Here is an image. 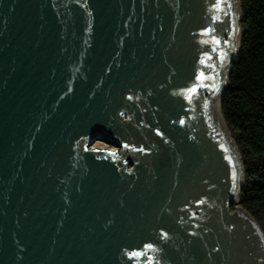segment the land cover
<instances>
[{"label": "water", "instance_id": "1", "mask_svg": "<svg viewBox=\"0 0 264 264\" xmlns=\"http://www.w3.org/2000/svg\"><path fill=\"white\" fill-rule=\"evenodd\" d=\"M242 14L0 0V264H264L220 108Z\"/></svg>", "mask_w": 264, "mask_h": 264}, {"label": "trees", "instance_id": "2", "mask_svg": "<svg viewBox=\"0 0 264 264\" xmlns=\"http://www.w3.org/2000/svg\"><path fill=\"white\" fill-rule=\"evenodd\" d=\"M240 53L221 111L246 172L239 205L264 230V0H241Z\"/></svg>", "mask_w": 264, "mask_h": 264}, {"label": "rangeland", "instance_id": "3", "mask_svg": "<svg viewBox=\"0 0 264 264\" xmlns=\"http://www.w3.org/2000/svg\"><path fill=\"white\" fill-rule=\"evenodd\" d=\"M94 148H97V149H111V150H115L116 149V147H112V146L108 145L105 142H97L94 145Z\"/></svg>", "mask_w": 264, "mask_h": 264}, {"label": "bare ground", "instance_id": "4", "mask_svg": "<svg viewBox=\"0 0 264 264\" xmlns=\"http://www.w3.org/2000/svg\"><path fill=\"white\" fill-rule=\"evenodd\" d=\"M220 108H221V106H220ZM221 113H222V111H221ZM222 116H223V114H222ZM224 118V117H223ZM224 121H225V119H224ZM226 123V122H225ZM227 125V124H226ZM228 128V127H227ZM228 130H229V128H228ZM229 132H230V130H229Z\"/></svg>", "mask_w": 264, "mask_h": 264}]
</instances>
